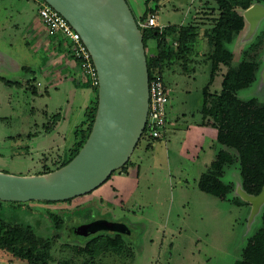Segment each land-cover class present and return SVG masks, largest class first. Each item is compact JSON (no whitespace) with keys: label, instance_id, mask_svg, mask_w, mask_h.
<instances>
[{"label":"rangeland","instance_id":"rangeland-1","mask_svg":"<svg viewBox=\"0 0 264 264\" xmlns=\"http://www.w3.org/2000/svg\"><path fill=\"white\" fill-rule=\"evenodd\" d=\"M145 1L126 0L136 17L144 11ZM43 3V0H0V77L19 84L6 85L0 80V172L14 176L47 174L45 166L54 171L55 163L66 156L73 143L75 127L84 119V112L77 104L65 109L53 90V100L48 101L45 83L36 84L41 78L19 68L18 64L24 66L26 61L31 65L32 58H37L28 53L32 40L27 30L37 21ZM156 5L158 23L194 25L195 37L187 63L182 56L162 62L163 83L169 94L167 124L160 139H151L147 133L141 136L128 160L139 167L137 189L116 197L101 185L69 202L29 201V207L36 208L35 211H27L28 206L0 203V213L6 221H11L14 229L27 223L38 234H44L46 218L40 209H69L83 201L81 207L91 222L77 224L72 216L74 220L68 222L70 227H77L75 233L54 238L52 260L47 264H233L260 227L264 202L252 214L250 203L235 206L202 192L197 183L219 148L215 139L216 96L229 67L242 60L262 59L255 81L237 96L254 97L264 103V17L254 30H250L245 20L244 29L234 34L228 45L232 53L230 64H220L210 81L212 47L208 35L213 27L211 17L216 15L215 1L152 0L149 3L151 7ZM173 37L167 33L165 47H176ZM156 46V41H148L147 54H155ZM204 96L207 110H203ZM56 113L62 119L59 125L50 128L51 116ZM223 180L234 184L233 196L239 195L238 170L231 168ZM87 224L92 225L83 226ZM96 232L120 233L129 247L128 254L88 255L83 239ZM0 264L27 262L0 251Z\"/></svg>","mask_w":264,"mask_h":264},{"label":"trees","instance_id":"trees-1","mask_svg":"<svg viewBox=\"0 0 264 264\" xmlns=\"http://www.w3.org/2000/svg\"><path fill=\"white\" fill-rule=\"evenodd\" d=\"M151 1H145V9L138 17L132 12L138 24L145 21L149 14L157 15L158 6H149ZM214 1L216 15L211 17L213 18V27L208 35V44L212 47L210 81L213 80L214 73L220 64L229 65L231 62L232 53L228 45L232 41L233 35L244 29L245 19L242 12L253 3L264 4V0ZM193 26L170 25L166 27L163 33H160L157 28L139 26L142 31L145 50L148 41L157 42L155 54L148 55L146 51L149 78L155 71L162 76L161 66L164 61L171 62L182 56L183 62H188L187 56L191 52V44L195 37ZM168 32L174 36L173 41L176 44L174 49L165 47V36ZM261 63V58L259 61L242 60L236 66L229 67L222 77L221 90L216 96L218 124H215V127L217 130L216 143L219 148L214 160L197 183L202 192L225 199L235 206H242L247 202L240 195L233 196L234 184L223 180L228 170L231 168L238 170L240 188L248 195H258L264 186V103L259 102L254 97L240 99L237 96L240 90L248 88L255 81L256 72ZM77 64L79 66V63ZM0 80L6 85L16 83L1 77ZM91 90L93 97L84 111V119L73 131V144L68 148L66 156L60 162L55 163V169L67 164L78 153L91 131L97 109L98 84L92 85ZM204 97L203 110H207L206 96ZM52 121L50 128L56 122L55 119ZM145 134L146 130L141 136ZM129 162L117 171L124 170L131 164ZM44 172L49 173L51 169L45 166ZM69 201L71 199L64 202ZM5 203L13 207L28 206L27 211H35L36 209L29 207L28 202ZM30 203L57 204L58 202L30 201ZM81 206L78 204L69 209L58 208L47 211L40 209L42 216L46 218L47 233L44 234H38L27 223L18 224L17 228L14 229L11 221H6L0 213V251H7L15 259L24 260L27 264H47L52 260L50 251L54 238H58L59 234L60 236L61 234L67 236L68 233H75L76 230L74 229L77 227H70L68 222L74 220L71 218L72 216L77 219V224L82 225L91 222L90 216ZM88 213L90 214V211ZM83 240L86 241L85 252L90 256L99 253L122 255L129 252L125 239L117 232L112 234L96 232L86 236V238L84 237ZM63 264L68 263L63 262ZM233 264H264V208L260 213L259 229L248 239L240 257Z\"/></svg>","mask_w":264,"mask_h":264},{"label":"water","instance_id":"water-1","mask_svg":"<svg viewBox=\"0 0 264 264\" xmlns=\"http://www.w3.org/2000/svg\"><path fill=\"white\" fill-rule=\"evenodd\" d=\"M43 1L79 33L91 55L97 75V109L85 143L64 166L30 177L0 172V201L4 202H63L94 191L128 162L146 124V50L126 0H108L111 8L96 0ZM243 17L254 30L264 17V4H252ZM238 193L251 204L252 214L264 202V186L256 196L246 194L240 186Z\"/></svg>","mask_w":264,"mask_h":264},{"label":"crops","instance_id":"crops-1","mask_svg":"<svg viewBox=\"0 0 264 264\" xmlns=\"http://www.w3.org/2000/svg\"><path fill=\"white\" fill-rule=\"evenodd\" d=\"M170 25L171 24H168L166 26ZM180 25L181 24H179V26ZM27 31L32 40L31 43H29L28 53L31 52V54L37 55V58H32L31 65L26 61L23 63L24 66L18 64L19 68L21 67L28 72L32 71L41 78L36 84L37 86H41L43 82L45 83L44 94L48 101L53 100V93H56L59 97L62 95L63 98L57 97L56 100H59L60 103H64L65 109L68 107L72 109L75 103L78 105L77 108L84 112L93 97V92L91 90L92 85L88 79L83 76L69 48L59 36L53 37L48 35L39 17ZM29 56L31 57V55ZM52 90L54 91L53 93ZM45 111L47 112V110ZM51 118L56 121L52 127L59 125L62 119L60 113L52 115ZM139 173V167L135 162H132L124 170L115 171V173L111 174L102 185L105 189L107 188V190L113 192V195L116 197L120 193H130L135 191L138 187ZM81 202L83 201H80L76 205Z\"/></svg>","mask_w":264,"mask_h":264},{"label":"built area","instance_id":"built-area-1","mask_svg":"<svg viewBox=\"0 0 264 264\" xmlns=\"http://www.w3.org/2000/svg\"><path fill=\"white\" fill-rule=\"evenodd\" d=\"M38 16L48 35L55 37L60 34L59 37L69 48L73 59L79 63L83 76L88 79L91 85H96L97 75L95 67L79 33L71 27L61 14L45 2L40 6ZM139 26L157 28L160 33H163L166 29V25L158 23L152 14H149L145 21L140 22ZM148 87L149 102L144 130H146L151 139H160L167 124L166 106L169 101V94L163 83L162 76L157 71L153 72L149 78Z\"/></svg>","mask_w":264,"mask_h":264},{"label":"bare ground","instance_id":"bare-ground-1","mask_svg":"<svg viewBox=\"0 0 264 264\" xmlns=\"http://www.w3.org/2000/svg\"><path fill=\"white\" fill-rule=\"evenodd\" d=\"M97 4L102 7H109L111 8V5L108 0H96Z\"/></svg>","mask_w":264,"mask_h":264}]
</instances>
